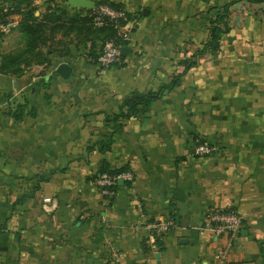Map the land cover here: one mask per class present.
Listing matches in <instances>:
<instances>
[{"label": "crops", "instance_id": "0c3cea01", "mask_svg": "<svg viewBox=\"0 0 264 264\" xmlns=\"http://www.w3.org/2000/svg\"><path fill=\"white\" fill-rule=\"evenodd\" d=\"M109 1L132 18L120 64L101 69L95 41L50 66L0 70V264H264V0ZM225 6L219 50L186 70ZM177 75L149 108L114 120L126 98ZM25 101L36 116L16 122L7 113ZM197 141L218 153L197 156ZM103 169L133 181L109 200ZM215 211L242 216L237 236L208 230ZM167 220L175 228L148 247L142 223Z\"/></svg>", "mask_w": 264, "mask_h": 264}, {"label": "trees", "instance_id": "16d2710c", "mask_svg": "<svg viewBox=\"0 0 264 264\" xmlns=\"http://www.w3.org/2000/svg\"><path fill=\"white\" fill-rule=\"evenodd\" d=\"M37 0H15L12 8L7 9L6 13L3 12L5 16L8 15H18L21 17L18 29L24 38V48L19 54H11L4 56L3 62L1 63V73L19 75L24 72L20 65L22 60L28 59L29 56H37L42 58L39 65L50 66L52 50H48L46 54L41 51L42 48L52 47V44H63V42H58L57 37L60 36L62 39H68L72 35H75L78 41H70V44L75 48L80 46H85L88 42L100 41L102 44L108 40H116L118 37V30L111 25H106L103 27H95L92 18H90L91 10H86V15L70 14L67 9L59 3V0H46L44 3L47 6V10L44 15L37 16L38 8L35 5ZM95 8L100 5H107L115 10H124L119 5L111 3L109 0H97L95 2ZM3 11V8H0ZM229 6H225L221 10H218L217 14H213L210 18L211 25V38L203 46L202 49L194 52L193 57L196 62L189 60L186 62V70L195 66L197 61L201 58L207 56L208 54L215 53L219 50L220 42L222 38L227 34V15ZM128 14V13H127ZM131 17L127 15V21H131ZM127 21L122 22L126 25ZM125 45V43H124ZM72 54V47L66 50L65 53L60 54L59 58L68 57ZM97 59V58H96ZM95 59V62H96ZM31 63L29 62L28 65ZM24 67V66H23ZM180 75L173 78L170 86L162 87L159 92L149 93L146 95L132 94L123 101L120 108V113L114 116V120L118 119H128L137 116L142 109L149 108L164 91L172 90L179 82ZM7 115L11 117L16 122H21L27 117H35L36 110L33 106H30L29 102L25 101L21 104L15 105L10 108ZM108 173L112 176H118L124 171L109 172L103 169L100 174ZM119 184L117 185V188Z\"/></svg>", "mask_w": 264, "mask_h": 264}, {"label": "built area", "instance_id": "2783aa9c", "mask_svg": "<svg viewBox=\"0 0 264 264\" xmlns=\"http://www.w3.org/2000/svg\"><path fill=\"white\" fill-rule=\"evenodd\" d=\"M6 10H0V42L5 37L10 35L14 30L18 29L20 17L18 15H8ZM89 15L93 20L95 27H103L106 25L114 26L118 30L116 40H108L101 46L98 53L96 63L101 69H108L121 63V50L124 43L127 41L130 32L129 22L127 21V12L125 10H115L107 5H100L91 10ZM127 21L126 25L122 22ZM195 154L205 158L214 156L218 153L219 148L206 141H197L195 145ZM119 181L132 182L133 175L130 172L123 173L118 176H112L108 173L100 174L97 177L96 185L99 188L103 197L111 200L115 197L117 185ZM51 200H45L44 207L49 209ZM243 225V218L235 211H215L211 214L208 222V230L214 236L227 235L231 238L237 236ZM176 226L173 220L167 221H148L142 223V228L147 234V246L156 248L160 241L167 233ZM227 258L226 250L219 254V260L224 262ZM114 264V262H112Z\"/></svg>", "mask_w": 264, "mask_h": 264}, {"label": "rangeland", "instance_id": "374dc122", "mask_svg": "<svg viewBox=\"0 0 264 264\" xmlns=\"http://www.w3.org/2000/svg\"><path fill=\"white\" fill-rule=\"evenodd\" d=\"M39 1V0H37ZM35 3V5L38 8V11L41 12L42 15L45 14L46 10H47V6L44 2L40 1V3ZM1 5V4H0ZM5 10V9H3ZM78 41L75 37V35H72L71 37H69L68 39H62L60 36L57 37V41L58 42H63V44L59 45V44H52V47H50V49L48 47L46 48H42V52L43 54H46V52H48V50H52V54H50L49 57L52 58H56L58 57L60 54H63L66 52L67 49H69V47H73V45L70 44V41ZM73 40V41H72ZM25 42H24V38L20 32V29H16L14 30L10 35L5 36L1 42H0V65L3 62V58L4 56L7 55H11V54H19L21 52V50L24 48ZM82 47L80 48H75L76 53H79ZM42 61V58L37 57V56H29L28 59H24L22 60L20 63V65H22V69L26 70L29 67L32 66H41L39 65V63ZM31 63L30 65H28V67H26V65L28 63ZM24 66V67H23Z\"/></svg>", "mask_w": 264, "mask_h": 264}, {"label": "water", "instance_id": "95a60500", "mask_svg": "<svg viewBox=\"0 0 264 264\" xmlns=\"http://www.w3.org/2000/svg\"><path fill=\"white\" fill-rule=\"evenodd\" d=\"M68 4L72 7H76V8H83V9H87V10H93L95 8V3L94 2H90V1H86V0H68ZM128 52V48L123 47L121 50V54L122 56H126ZM56 73L58 75H60L63 79L67 80L70 78L71 73H72V68L71 66H69L66 63H63L61 65H59V67L56 70ZM51 79V77H50ZM41 82H44L45 79H41ZM123 181H119L118 184L119 185H123Z\"/></svg>", "mask_w": 264, "mask_h": 264}]
</instances>
